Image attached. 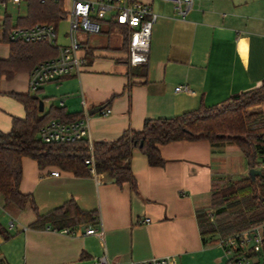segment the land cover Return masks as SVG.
<instances>
[{
  "label": "crops",
  "instance_id": "1",
  "mask_svg": "<svg viewBox=\"0 0 264 264\" xmlns=\"http://www.w3.org/2000/svg\"><path fill=\"white\" fill-rule=\"evenodd\" d=\"M140 1L158 14L147 65L129 66L118 29L81 32L80 75L70 74L39 88L45 111L52 106L70 115L89 111L92 142L116 140L129 128L141 130L148 118L175 117L202 104H219L264 80V0H194L185 18L171 2ZM3 20L0 57L8 58ZM67 43L68 39L60 44ZM88 49L91 57L86 56ZM30 72L12 80L0 77L4 132L11 130L14 116L26 115L12 93L34 92ZM182 85L191 91H176ZM107 107L112 112L105 115L102 110ZM256 107L264 112V103ZM160 151L162 166H152L142 151H133L136 191L102 173L96 176L91 168L88 175L77 176L54 165L40 168L36 160L23 157L20 190L33 195L41 215L73 201L83 211H94L97 218L70 230L49 222L34 227L38 216L31 204L20 208L6 203L0 194V210L15 222L12 229L10 223L7 229L1 226L10 238L0 233V264H93L103 255L112 264L167 255H175L179 264H230L218 241L204 242L197 212L211 207L214 184L250 174L245 154L234 143L206 139L173 141L161 145ZM55 170L59 176L52 175ZM90 227L102 229L103 237L87 235ZM263 259V253H253L250 264H262Z\"/></svg>",
  "mask_w": 264,
  "mask_h": 264
},
{
  "label": "trees",
  "instance_id": "2",
  "mask_svg": "<svg viewBox=\"0 0 264 264\" xmlns=\"http://www.w3.org/2000/svg\"><path fill=\"white\" fill-rule=\"evenodd\" d=\"M26 6L16 25L11 16L3 20L2 41L10 45L8 58L0 57V77L12 80L22 72L32 71L40 62L59 54L57 46L46 41L27 42L11 40L15 27H31L37 23L56 27L68 18L65 0H22ZM21 3V4H22ZM19 4V5H21ZM124 36L123 49L129 51L130 33L123 26L112 25ZM86 56H92L88 49ZM144 75L145 74H141ZM40 89L23 93H12L22 103L26 115L14 116L9 132L0 130V194L6 203L20 208L31 204L41 222L52 223L59 230H70L80 223L96 220L94 211H83L73 201L45 215H41L33 195L20 190L23 177V157L36 160L40 168L54 165L77 176L90 173L85 160L90 157V143L80 140L72 143H45L39 136L40 129L53 119L74 121L82 114L70 115L62 107L52 106L40 111ZM115 96V95H114ZM264 103V80L259 87L233 94L227 100L175 117L148 118L143 128H129L116 140L92 142L95 160L94 169L112 179L117 185L128 183L137 190V181L132 172V155L135 149L142 151L152 166H162L165 160L160 146L173 141L206 139L212 143L236 144L248 159L250 169H258L264 161V112L256 107ZM211 209L197 212L198 224L204 242H217L220 237L231 236L264 223V171L255 178L247 175L239 180H220L214 184ZM0 233L10 235L1 227Z\"/></svg>",
  "mask_w": 264,
  "mask_h": 264
},
{
  "label": "built area",
  "instance_id": "3",
  "mask_svg": "<svg viewBox=\"0 0 264 264\" xmlns=\"http://www.w3.org/2000/svg\"><path fill=\"white\" fill-rule=\"evenodd\" d=\"M3 5L8 1L19 5L22 0H1ZM68 4V19L70 23L67 32V44L58 41V27L52 24L37 23L31 27H15L10 35L11 40L27 42L46 41L57 46L59 54L48 60L40 62L31 72L29 86L32 91L38 90L49 82H58L62 78L76 74L80 75L83 56L80 55L82 45L79 33L101 34L112 25L123 26L129 29L130 42L128 63L130 67L145 66L149 62L152 31L158 14L152 6L140 0H65ZM175 5L178 13L185 18L193 8L194 0H164ZM176 91H191L188 85L178 86ZM112 112L107 107L102 113L108 115ZM39 136L45 143H72L88 140L90 143V157L85 163L90 165L92 172L98 176L94 169L95 160L90 133V113L85 108L81 117L74 121L53 119L40 129ZM258 169L264 171V161ZM53 176H59V170L52 171ZM0 208H3L0 204ZM15 222H10V228ZM87 235L103 237L102 229L90 227ZM218 245L223 256L230 264H250L251 254H264V223L231 236L220 237ZM96 264H112L107 255L96 260ZM124 264H179L175 255L153 257L150 259ZM264 264V259L262 261Z\"/></svg>",
  "mask_w": 264,
  "mask_h": 264
},
{
  "label": "rangeland",
  "instance_id": "4",
  "mask_svg": "<svg viewBox=\"0 0 264 264\" xmlns=\"http://www.w3.org/2000/svg\"><path fill=\"white\" fill-rule=\"evenodd\" d=\"M66 6L68 8L67 2H66ZM25 11H26V6L24 3H22L21 5H16V4L12 3L11 1H8L7 5H3L2 1L0 0V19L1 18L4 19L5 15L8 14L11 16V22L13 25H16L18 16L24 14ZM69 27H70V23H69L68 18L62 20L59 23V26H58V37H59L58 41H59V43L67 42V39L65 38V36L67 35V32L69 31ZM12 98H13L14 102L16 103V105L21 107V103L17 99H15L14 97H12ZM0 201H1V197H0ZM209 209H210V212H212L211 207ZM10 221L11 220L8 218L7 212L0 210L1 226L7 229ZM93 264H96V263L93 262Z\"/></svg>",
  "mask_w": 264,
  "mask_h": 264
},
{
  "label": "water",
  "instance_id": "5",
  "mask_svg": "<svg viewBox=\"0 0 264 264\" xmlns=\"http://www.w3.org/2000/svg\"><path fill=\"white\" fill-rule=\"evenodd\" d=\"M40 111H41V112L44 111V101H43V100L40 101ZM92 113H95V112H91V114H92ZM261 173H262V170H260V169H251V170H250V175H252L253 178H255V176H256L257 174H261Z\"/></svg>",
  "mask_w": 264,
  "mask_h": 264
}]
</instances>
